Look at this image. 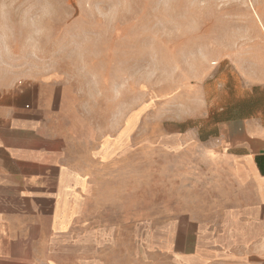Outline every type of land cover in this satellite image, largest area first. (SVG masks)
<instances>
[{
    "label": "crops",
    "instance_id": "obj_1",
    "mask_svg": "<svg viewBox=\"0 0 264 264\" xmlns=\"http://www.w3.org/2000/svg\"><path fill=\"white\" fill-rule=\"evenodd\" d=\"M1 73L0 264H197L214 254L264 264V82L159 136L192 185L187 198L157 201L152 219L117 184L129 175L126 148L85 138L69 86Z\"/></svg>",
    "mask_w": 264,
    "mask_h": 264
},
{
    "label": "rangeland",
    "instance_id": "obj_2",
    "mask_svg": "<svg viewBox=\"0 0 264 264\" xmlns=\"http://www.w3.org/2000/svg\"><path fill=\"white\" fill-rule=\"evenodd\" d=\"M10 70L76 93L85 138L126 148L129 175L117 184L131 189L133 212L153 219L157 201L187 198L192 185L159 136L264 82V0H0V73ZM214 255L197 264H235Z\"/></svg>",
    "mask_w": 264,
    "mask_h": 264
}]
</instances>
